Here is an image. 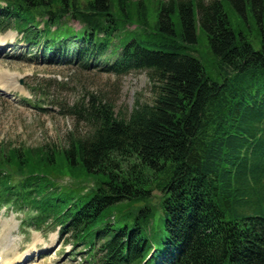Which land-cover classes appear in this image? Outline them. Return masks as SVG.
<instances>
[{
    "label": "trees",
    "instance_id": "obj_1",
    "mask_svg": "<svg viewBox=\"0 0 264 264\" xmlns=\"http://www.w3.org/2000/svg\"><path fill=\"white\" fill-rule=\"evenodd\" d=\"M0 29L47 63L143 70L154 92L126 117L63 104L90 125L64 145L1 143L0 208L60 227L87 264H264V212L241 211L264 201V0H0Z\"/></svg>",
    "mask_w": 264,
    "mask_h": 264
},
{
    "label": "rangeland",
    "instance_id": "obj_2",
    "mask_svg": "<svg viewBox=\"0 0 264 264\" xmlns=\"http://www.w3.org/2000/svg\"><path fill=\"white\" fill-rule=\"evenodd\" d=\"M250 23V27L246 26L243 32L259 49L262 31L252 21ZM71 24L79 27L76 21ZM232 24L233 28H238L239 21L235 15H232ZM19 38L16 31L0 30V42L13 45L11 50L0 49V85L6 87L0 89V144L16 147L64 145L72 134L87 135L90 125L72 115L63 108V104L69 106L76 102H88L92 96L113 104L119 117L128 116L137 102H153V85L143 70L119 74L107 71L101 65L94 67L92 64L90 68L83 69L72 64L46 63L44 59L32 58L19 49L16 44ZM197 49V56L208 74L213 80L220 81L222 70L208 53L202 34ZM57 76L62 79L68 77V80L60 81ZM255 155H261L259 161L264 166V142L258 145L253 153ZM157 201L158 198H155L154 203ZM260 204L243 207L241 211L249 215L260 214L264 212V201ZM22 215L15 214L13 217L11 212L0 211V253H8L7 264H19L20 256L27 254L25 264H87L85 256L79 254L83 250L75 251L69 236L60 235L59 227H45L37 231L21 224ZM11 219L17 220L19 225L16 221L13 224ZM12 225L17 227L11 230L10 237L19 238L15 248L7 236Z\"/></svg>",
    "mask_w": 264,
    "mask_h": 264
},
{
    "label": "bare ground",
    "instance_id": "obj_3",
    "mask_svg": "<svg viewBox=\"0 0 264 264\" xmlns=\"http://www.w3.org/2000/svg\"><path fill=\"white\" fill-rule=\"evenodd\" d=\"M3 44H6V42H0V45H3ZM5 46H2V47H0V48H4ZM8 83V82H7ZM1 87H0V89H6V87L4 86V85H0ZM11 221H12V223L14 224L15 223V221H14V219H11ZM9 224V223H8ZM13 226V225H12ZM10 227V226H9ZM17 227V226H16ZM15 227V225L12 227V228H10V230H9V232L7 233V236L10 238V240L12 241V247L13 248H15V247H17V244H18V240H19V238L17 237V239L15 238V239H13V237H10V236H12L11 235V230L13 229V228H16ZM12 247H10V248H12ZM0 255L2 256L3 255V257L0 259V264H7L6 262H7V258H9V256H8V253H6L5 251H3L2 253H0ZM26 256H28V254L27 255H22V256H20V258L18 259V261H17V263H20Z\"/></svg>",
    "mask_w": 264,
    "mask_h": 264
}]
</instances>
